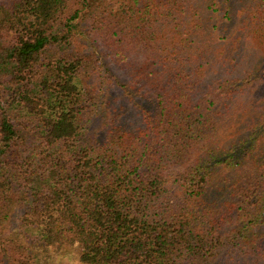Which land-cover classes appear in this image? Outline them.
I'll use <instances>...</instances> for the list:
<instances>
[{"label": "trees", "instance_id": "obj_1", "mask_svg": "<svg viewBox=\"0 0 264 264\" xmlns=\"http://www.w3.org/2000/svg\"><path fill=\"white\" fill-rule=\"evenodd\" d=\"M264 264V0H0V264Z\"/></svg>", "mask_w": 264, "mask_h": 264}, {"label": "rangeland", "instance_id": "obj_2", "mask_svg": "<svg viewBox=\"0 0 264 264\" xmlns=\"http://www.w3.org/2000/svg\"><path fill=\"white\" fill-rule=\"evenodd\" d=\"M54 264H76L75 258L69 255H62L55 259Z\"/></svg>", "mask_w": 264, "mask_h": 264}]
</instances>
